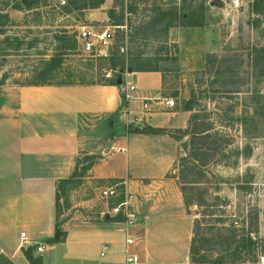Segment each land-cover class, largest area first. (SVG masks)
<instances>
[{
    "label": "rangeland",
    "instance_id": "374dc122",
    "mask_svg": "<svg viewBox=\"0 0 264 264\" xmlns=\"http://www.w3.org/2000/svg\"><path fill=\"white\" fill-rule=\"evenodd\" d=\"M60 1L0 0V79L9 85L39 81L42 62L51 57L61 61L52 83L100 82L109 70L124 72L130 65L158 69L171 107L191 109L185 131H172L184 146L179 145L170 172L191 222L196 251L189 253L190 262L259 264L264 258V0H242L239 9H230L228 0ZM196 22L201 25L183 26ZM206 24L207 32L200 34ZM80 26L108 28L112 38L102 46L107 56L82 51ZM191 28L199 33L195 55L192 46L178 48V38L183 46L192 42ZM207 54L216 59L206 69ZM205 129L208 137L193 136ZM84 157L80 176L59 191V224L75 210L94 218L104 203L106 208L125 199L118 185L116 197L100 196V186L114 183L90 179ZM27 248L35 256L36 247ZM21 257L0 252V264H29Z\"/></svg>",
    "mask_w": 264,
    "mask_h": 264
},
{
    "label": "crops",
    "instance_id": "0c3cea01",
    "mask_svg": "<svg viewBox=\"0 0 264 264\" xmlns=\"http://www.w3.org/2000/svg\"><path fill=\"white\" fill-rule=\"evenodd\" d=\"M192 29V42L183 46L178 38V48L192 46L195 55L199 33ZM125 73L121 84L0 85V252L24 259L18 247L23 231L30 243L25 248L45 244L35 254L41 264H125L127 254L137 257L134 264H212L189 260L191 222L170 175L182 144L172 131H185L187 111L164 104L159 71ZM126 80L135 87L130 99ZM139 114L143 124L127 125ZM80 155L97 159L90 179L132 195L127 215L110 211L122 199L104 203L94 218L75 210L60 219L65 239L47 243L57 222L56 183L71 176Z\"/></svg>",
    "mask_w": 264,
    "mask_h": 264
},
{
    "label": "built area",
    "instance_id": "2783aa9c",
    "mask_svg": "<svg viewBox=\"0 0 264 264\" xmlns=\"http://www.w3.org/2000/svg\"><path fill=\"white\" fill-rule=\"evenodd\" d=\"M60 3L64 4L65 1L62 0V1H60ZM227 6L230 9H239L240 7H242V0H228ZM111 38H112V35H111L110 31L108 30V28L97 30V29L87 27V26H80L79 30H78V34H77V39H78V42L82 48V51L85 53H93L95 56H107V53L104 49H102V46L106 45L110 41ZM120 51L123 52L124 48L121 47ZM119 69L120 68H117L114 71L109 70L108 72H106L104 74V78L113 79L115 81V79L119 73ZM124 72H126V71H124ZM125 82H126V92L124 93V97H125V99H130L131 98L130 92L134 91L135 87L130 84L129 80H126ZM164 104L166 106L171 107V106H173L174 102L172 99L168 98L164 101ZM145 107L146 106L144 105V108ZM144 122H145L144 115L139 114V115H134L130 120H127V125H129V126H132L134 124L140 125V124H143ZM120 150L124 151L123 148H120ZM116 187H117V184L110 185L107 187L101 186L99 188L100 196L103 198L116 197L118 195V189ZM131 198H132V195L125 196V199L120 201L117 205L111 207L110 211L114 214H117L121 210H123L125 212V214L127 215V213L125 211L126 210L125 207H126L128 201L131 200ZM121 208H123V209H121ZM20 239H21L20 243L18 244L19 248H25V246L30 244L26 238L25 232H23V231L20 232ZM126 242L131 243V239H127ZM44 249H45L44 243H37V246H36L37 252H42ZM136 262H137L136 256L129 255V254H127L125 256V264H134ZM259 264H264V258L263 257L260 258Z\"/></svg>",
    "mask_w": 264,
    "mask_h": 264
},
{
    "label": "trees",
    "instance_id": "16d2710c",
    "mask_svg": "<svg viewBox=\"0 0 264 264\" xmlns=\"http://www.w3.org/2000/svg\"><path fill=\"white\" fill-rule=\"evenodd\" d=\"M103 0H100L99 1V4H101ZM97 7V6H95ZM201 8L203 9V6L201 5ZM180 18H186V15H184V13L182 15H180ZM192 26V25H201V22H196V23H186V24H183V26ZM177 49V47H176ZM172 58H177V54L174 53L173 57ZM216 59V57L214 56V54H207L206 55V58H205V65H206V69L208 68L207 66L213 62V60ZM60 59L56 58V57H51L50 59H46V60H43L42 64H43V68L41 71V74L38 76L39 78V81H33V82H29V83H26V84H23V85H44V84H67V82H59V83H52V82H49V79L53 77V70H55L57 67L60 66ZM131 71H159L158 69H142V68H137V67H134L132 65H130V68H129ZM5 82V79L4 77H1L0 79V85H3ZM110 82L112 84H115L114 80L113 79H110ZM182 110H191L190 107H183ZM134 132H140V133H145V132H160V130H154L152 128H148V129H137V128H134L132 129ZM208 129H205L203 130L202 132H196V133H193V136H198L199 134L201 136H204L203 138H206L208 137V133L206 132ZM195 139V138H194ZM194 144V143H193ZM84 163L86 162V165L83 167L84 169H90L93 164H95L97 162V159L95 156L93 155H85L84 157ZM82 164V161H80L79 159L76 160V164H75V168L71 174V176L69 178H66V179H60L58 180V182L56 183V189H57V193H56V207L58 205V198H59V191H62L63 188H64V185L68 184V183H71L72 180L76 177H79V173H78V168L79 166ZM82 168V169H83ZM182 192V190H181ZM185 203V201H184ZM57 215H58V212L56 210V218H57ZM118 219L120 218L119 214H118ZM65 232L61 230V228L59 227V223L56 222V226H55V231H54V235L51 237V238H47L45 239V241L47 243H58V242H61L65 239ZM194 239L192 238L191 239V245H190V249H189V253L190 254H193L195 253L196 249L194 247ZM244 244L242 243V248L240 251H243L244 250ZM22 253L25 257V259L29 262V264H41V259L40 257H35L32 255L31 253V248H25V249H22ZM238 256V255H237ZM196 263H205L204 261H197ZM214 264H220L222 263L221 261H215L213 262Z\"/></svg>",
    "mask_w": 264,
    "mask_h": 264
},
{
    "label": "water",
    "instance_id": "95a60500",
    "mask_svg": "<svg viewBox=\"0 0 264 264\" xmlns=\"http://www.w3.org/2000/svg\"><path fill=\"white\" fill-rule=\"evenodd\" d=\"M21 2L22 3H25L26 2V0H21ZM126 72L127 73H130V72H132L130 69H128V70H126ZM122 73H123V69H119V73H118V75H117V77H116V79H115V83L116 84H121V82H122ZM183 146H184V143L182 144Z\"/></svg>",
    "mask_w": 264,
    "mask_h": 264
}]
</instances>
